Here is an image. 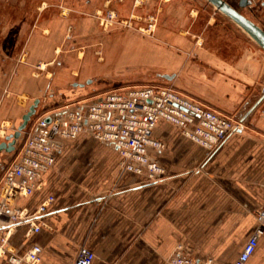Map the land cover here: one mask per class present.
Wrapping results in <instances>:
<instances>
[{"label": "crops", "instance_id": "obj_1", "mask_svg": "<svg viewBox=\"0 0 264 264\" xmlns=\"http://www.w3.org/2000/svg\"><path fill=\"white\" fill-rule=\"evenodd\" d=\"M249 1L251 11L264 14V0ZM54 12L43 9V15L52 16L34 22L26 45L29 61L43 64L45 87H35L39 75L32 71L16 73L18 95L32 102L41 88L45 93L51 87L60 90L70 79L59 62L51 68L53 39L65 40L66 26L63 12L56 11L57 18ZM254 57L219 58L216 71L223 79V93L204 96L217 112L235 114L242 103L249 109L264 94V67L254 63ZM207 73V78H215ZM28 83L34 87H27ZM246 121L258 133L232 134L210 152L172 125L157 124L153 136L162 148L149 150L148 157L163 171L153 178L121 173L117 152L88 135L57 140L60 151L43 174L41 189L16 202L32 213L52 197L42 217L46 228L30 236H25V227L15 228L10 248L23 255L31 246H39V264H73L81 247L93 252L92 264H168L176 256L233 264L257 226L254 212L263 205L264 99ZM245 139L252 145L244 146ZM246 264H264V234Z\"/></svg>", "mask_w": 264, "mask_h": 264}, {"label": "rangeland", "instance_id": "obj_2", "mask_svg": "<svg viewBox=\"0 0 264 264\" xmlns=\"http://www.w3.org/2000/svg\"><path fill=\"white\" fill-rule=\"evenodd\" d=\"M224 1L264 27V14L257 16L249 8H239L237 0ZM44 8L54 10L56 18L59 10L66 18L65 40L54 37L55 54L49 57L55 61L52 69L59 62L70 75L60 90L51 87L46 93L42 89L48 82L42 76L43 64L31 63L26 47L34 22L52 16L43 15ZM241 55L258 56L254 63L263 69L264 55L255 43L205 0H0V131L10 133L32 104V99L17 93L18 72L39 75L35 87H42V92L37 94L41 99L37 115L113 89L149 85L170 88L180 97L216 111L204 96L223 93L217 62ZM208 71L215 78H207ZM161 75L175 77L167 81ZM27 87L34 85L28 83ZM242 105L235 114L225 115L239 122L248 110ZM246 120L241 123L242 134L258 133ZM244 141V146L252 145L248 139ZM13 157L0 153V177Z\"/></svg>", "mask_w": 264, "mask_h": 264}, {"label": "built area", "instance_id": "obj_3", "mask_svg": "<svg viewBox=\"0 0 264 264\" xmlns=\"http://www.w3.org/2000/svg\"><path fill=\"white\" fill-rule=\"evenodd\" d=\"M161 122L172 125L182 136L209 152L217 149L228 136L242 130L241 122L157 85L113 89L33 118L0 177V261L5 260L7 264H39L41 261L39 246L33 245L23 255H18L8 243L17 227L26 228L25 236L46 228L42 217L53 202L52 197L46 198L32 213L18 207L16 202L41 189L42 176L52 167L55 154L60 151L57 140L88 135L117 152L121 173L146 174L153 178L163 171L148 157L149 150L162 148V143L153 138V131ZM7 134L5 130L0 131V138L4 139ZM254 219L257 226L233 264H246L264 234V193L263 205L254 212ZM94 258L91 250L81 247L73 264H92ZM168 264L213 262L176 256L171 257Z\"/></svg>", "mask_w": 264, "mask_h": 264}, {"label": "water", "instance_id": "obj_4", "mask_svg": "<svg viewBox=\"0 0 264 264\" xmlns=\"http://www.w3.org/2000/svg\"><path fill=\"white\" fill-rule=\"evenodd\" d=\"M211 5L217 12L225 16L238 28H240L263 52H264V30L253 23L251 20L243 16L234 7L228 4L224 0H205ZM250 5L249 0H239L238 7L246 8ZM162 79L171 81L174 75H161ZM87 84L89 83L86 82ZM73 86L82 87V85L73 84ZM264 99V94L246 111L241 115L239 122L243 123L259 106L261 101ZM41 103V99H34L32 104L29 106L27 112L22 115L21 122L11 128V132L5 136L4 141L0 142V153L4 152L8 155H13L16 148H18L21 140L22 133L27 129L31 120L37 116V109Z\"/></svg>", "mask_w": 264, "mask_h": 264}, {"label": "flooded vegetation", "instance_id": "obj_5", "mask_svg": "<svg viewBox=\"0 0 264 264\" xmlns=\"http://www.w3.org/2000/svg\"><path fill=\"white\" fill-rule=\"evenodd\" d=\"M238 2H239V0H237ZM250 2V1H249ZM251 4V3H250ZM250 6V5H249ZM249 6H247L246 8H249ZM4 154H6V153H4Z\"/></svg>", "mask_w": 264, "mask_h": 264}]
</instances>
